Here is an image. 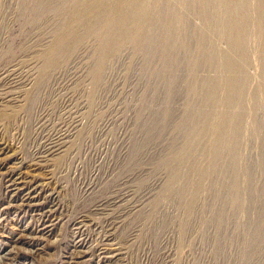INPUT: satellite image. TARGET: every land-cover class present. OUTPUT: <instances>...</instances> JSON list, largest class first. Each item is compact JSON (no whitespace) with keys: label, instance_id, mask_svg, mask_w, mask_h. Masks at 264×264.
<instances>
[{"label":"rangeland","instance_id":"rangeland-1","mask_svg":"<svg viewBox=\"0 0 264 264\" xmlns=\"http://www.w3.org/2000/svg\"><path fill=\"white\" fill-rule=\"evenodd\" d=\"M0 264H264V0H0Z\"/></svg>","mask_w":264,"mask_h":264},{"label":"bare ground","instance_id":"bare-ground-1","mask_svg":"<svg viewBox=\"0 0 264 264\" xmlns=\"http://www.w3.org/2000/svg\"><path fill=\"white\" fill-rule=\"evenodd\" d=\"M60 137L61 136H59V135H58V137L54 136V139L52 138V140L47 142V144L43 145V152H47L50 149L55 150V149H58L59 147H61L60 143H62V142L61 141L59 142ZM10 174L11 173L9 171V172H7L5 174V176L3 175L5 177V181L7 183V185L4 186V187H6V191L13 192V190H14L15 192H13V193H15V195L19 196L21 194V190L22 189L23 190L26 189V188L28 189L27 190L28 191L27 195L24 194L25 196H22V198H21L22 194L20 195L21 199L20 198L19 199L22 200V201H21V203L18 204V206L19 207L25 206V207L31 208V209H33L35 211L36 210H41L43 207L38 206V204H34L32 202L33 198L30 196V193L34 190L33 189L34 187L36 188V186H34V187L31 186V185L26 186L25 185L26 181H25L24 177H22V176H14V177H12V175H10ZM49 198H50V202L52 203L51 206H54L56 204V202L54 201L51 193H50V197ZM9 205L12 206V204H9ZM51 212L50 211H42L41 213L40 212L39 213H40L41 217H47V216H49V213H51ZM76 257H81V256H77V254H76Z\"/></svg>","mask_w":264,"mask_h":264}]
</instances>
